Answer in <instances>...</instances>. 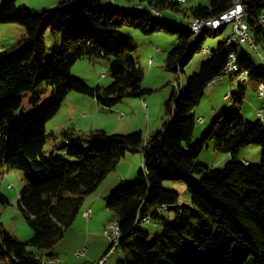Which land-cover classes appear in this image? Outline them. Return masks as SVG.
<instances>
[{
  "label": "trees",
  "instance_id": "trees-1",
  "mask_svg": "<svg viewBox=\"0 0 264 264\" xmlns=\"http://www.w3.org/2000/svg\"><path fill=\"white\" fill-rule=\"evenodd\" d=\"M14 1L0 2V24H16L24 31L18 41L0 51V168L23 176L17 205L31 236L18 240L0 225V263L40 264L44 256H54L51 250L73 224L84 197L115 171L126 153H140L142 169L135 182L119 185L105 198L110 221H116L120 231L118 245L124 258L117 264H264V130L261 120L251 122L239 112L244 83L237 81L231 106L215 115L201 140H192L193 109L206 85L221 74L228 54L235 52L246 79L264 85L260 64L255 67L241 49L226 46L224 36L209 49L198 72L187 77L184 87L173 86L164 101L161 128L146 139L140 132L80 133L69 127L61 130L59 138L74 145L63 154L44 155L45 124L68 93L110 108L125 96L150 92L141 88L144 72L132 57L136 46L131 38L119 35L121 28L144 35L157 31L174 35L176 44L162 68L175 75L202 50L209 31L193 35L188 23L162 18L163 10L185 14L175 0H137L131 8L102 0H61L39 13L16 8ZM233 1L210 0L208 6L197 4L187 13L191 20L216 18ZM261 7L258 2L245 4L244 22L262 45L264 56ZM222 29L213 32L220 34ZM46 32L60 36L50 48L44 45ZM82 58L108 61L110 82L90 87L73 77L71 66ZM230 77L236 79L237 74ZM82 138L89 142L88 148L80 147ZM210 141L218 153L231 156L221 168L195 161ZM248 145L261 148L257 166L236 159ZM166 180L185 185L187 203L176 204L178 195L162 188ZM7 204L0 191V207ZM165 211H173V216L164 217ZM146 224L159 225V233L150 236Z\"/></svg>",
  "mask_w": 264,
  "mask_h": 264
},
{
  "label": "rangeland",
  "instance_id": "rangeland-1",
  "mask_svg": "<svg viewBox=\"0 0 264 264\" xmlns=\"http://www.w3.org/2000/svg\"><path fill=\"white\" fill-rule=\"evenodd\" d=\"M1 1L2 0H0V2ZM46 1L47 0H15L14 4L16 8L26 9L31 13H39L41 11V4ZM60 1L61 0L58 2ZM175 1L178 2L185 14L163 10L161 11V17L168 21L178 18L186 24V20L189 18L187 13L188 9L197 4L208 6L210 0ZM260 11V17L263 19L261 24L264 28V7H261ZM229 28V25L225 26L220 34L213 31L205 33L202 42V50L205 48L211 50L215 47L216 43L229 33ZM23 34V29L16 24H0V46L7 47L14 44ZM119 35L131 38L136 46L132 53V57L138 62L144 72L141 88L149 90L150 92L144 93L140 97L125 96L110 108H104L99 104L97 105L92 98L76 92L68 93L66 99L62 102L60 111L52 120L48 121L46 141L42 149L44 155L50 153L63 154L67 146L74 145H66L71 142L60 140L59 133L62 129L51 131L52 125L58 121L62 122L64 129H68L73 125L74 129L81 133H88L92 130H103L108 134L119 135L140 132L142 138L146 139L150 134L161 128L164 121V101L167 99L173 86H176L178 82V84L184 87L187 77L196 74L201 62L208 58V55L204 54L201 50L199 53L193 55L188 64L182 69L181 73L175 75L162 68L165 56L176 44L174 35L167 34L163 31L144 35L140 31L128 27L121 28L119 30ZM59 40L60 36L50 35L49 32H46L44 45L46 48H50L53 44L58 43ZM258 45V52L262 54L263 47L260 44ZM239 49L251 58L255 67L259 66L260 57L254 53L249 45H240ZM108 65L109 62L106 60L99 59L90 61L82 58L74 62L70 72L73 77L82 80L90 87L96 85L106 86L110 82L107 74ZM176 78H178V81H175ZM254 84L256 86V81L247 79L244 84L245 89L242 103L237 106L240 114L251 122L260 121V118L255 115L257 108L262 109L264 112V98L257 95ZM235 92H237L236 82L233 79L231 80L228 75L214 78L212 82L206 85L198 104L193 109L195 118L192 131L193 141L201 140L210 121L215 115L221 110L231 106L230 94ZM224 96H226V98H224ZM76 97L84 98L86 101L81 103ZM22 106H25V99L22 102ZM69 106L82 110L79 115V112L76 114L74 121L70 118L67 109ZM199 119H201V122L198 121ZM260 123L264 130V121L261 120ZM79 145L82 148H88L90 144L85 138H82L79 141ZM260 154L261 148L259 146L248 145L242 147L238 151L236 159L239 161L242 160V162L247 161L251 166H257L259 164ZM230 160L231 156L229 154H220L215 150L212 141L199 152L195 159L197 163L203 164L208 168H221ZM141 162L140 153H126L119 160L115 171L109 173L92 193L86 195V197L97 198L98 202L95 206V212L104 220V225L110 222V213L105 208V198L110 196L119 185L133 184L137 172L142 169ZM22 185L23 176L21 172L0 168V191L8 200L7 205L0 207V225L18 240L25 241L31 236V230L17 205V197ZM162 188L173 191L178 195L176 201L177 205L187 203L188 193L182 182L166 180L162 182ZM163 216L171 218L173 216V211H165L163 212ZM104 225L101 227L98 236H94L92 241H88V244L85 242L79 248L75 247V245L78 240L81 242L85 239L84 234L72 233L74 236H68L71 235V232L66 230L67 232H65L64 238L60 240L51 251L56 253V257L61 261L68 257L75 264L89 257H97L100 259L104 256H102V254L107 250L110 244L107 237L103 234ZM144 228L149 232L150 236H155L160 231V226L157 224H146ZM68 237L71 239L70 242L69 240L66 241ZM84 248L87 249L86 256L84 258H78L75 253ZM26 250L31 252L37 251L32 247H27ZM123 258L124 253L114 252L108 255L104 264H117V262L122 261Z\"/></svg>",
  "mask_w": 264,
  "mask_h": 264
},
{
  "label": "crops",
  "instance_id": "crops-1",
  "mask_svg": "<svg viewBox=\"0 0 264 264\" xmlns=\"http://www.w3.org/2000/svg\"><path fill=\"white\" fill-rule=\"evenodd\" d=\"M58 1L59 0H47L46 2H44V3L41 4V7L40 8H41V10L46 9V8H53L56 5L55 3H58ZM114 3L117 6L122 7V8H131V7H134L135 5H138V1L137 0H134V1L133 0H114ZM171 20L176 21L178 23H184L183 21H181L178 18L176 20H174V19H171ZM190 20H191V18H188L186 20V24ZM0 47L4 48L6 46H0ZM232 79L237 83V80L234 77H232ZM246 81H247L246 78H242L240 80V82L241 83H244V84H245ZM257 85H258V82H256V86L254 84V88L256 90H257ZM76 98L81 103L86 101V99L81 98V97H76ZM224 98H226V96H224ZM61 105H62V103H61ZM60 108H61V106H60ZM60 108L56 112V114L60 111ZM67 109H68V112L70 114V118L73 121L75 120L76 114L79 112L78 113V115H79L82 112V110L76 109L73 106H69ZM257 110H262V109H258L257 108L256 111ZM256 111H255V115H256ZM56 114L54 116H56ZM54 116L50 120H52L54 118ZM48 121L45 124L46 132H47V124H48ZM72 127L74 128L73 125H72ZM61 129H64L63 128V124H62V122H59V121L56 122L55 124H53L52 127H51V131H58V130H61ZM78 132H80V131H78ZM240 161L242 162V160H240ZM245 162H247V161H245ZM97 202H98L97 198L86 197L85 196L84 199H83V201H82V205L80 207V210H79V213H78L76 219L74 220L73 224L67 229V231L69 230L71 232L70 233L71 235H68V236H74V234H79V233H83L84 234L85 239L82 240L81 242L79 240L77 241V244L75 245V247H77V248H79L85 242L88 244V241H92V239H93L94 236H98V234L100 233L101 227L104 225V220L97 215V212H95V206H96V203ZM87 211H89V216L86 215ZM72 233H74V234L72 235ZM67 240H69V242L71 241V239L69 237H68V239H66V241ZM104 253L102 254V256L104 255ZM54 254L56 255V253H54ZM86 254H87V249L85 250V254L82 257H78V258H84L86 256ZM102 256H100V257H102ZM98 259L99 258H97V257H89V258H86L83 261L77 262L76 264H80L81 262L83 264H93V262L96 261V260H98ZM58 264H75V263L73 261H71V259H69L67 257L66 259H62V261L58 258Z\"/></svg>",
  "mask_w": 264,
  "mask_h": 264
},
{
  "label": "built area",
  "instance_id": "built-area-1",
  "mask_svg": "<svg viewBox=\"0 0 264 264\" xmlns=\"http://www.w3.org/2000/svg\"><path fill=\"white\" fill-rule=\"evenodd\" d=\"M102 1L111 2V3L113 2V0H102ZM137 8H138V6H137ZM239 10H240V7L238 6L237 11L234 14H232V16H227V18L223 19L222 21L211 22L209 24L225 23L226 26L229 25L230 30H229V33L227 34V38L228 37H239V38L243 39V44L249 45L250 48L253 49L254 53L259 55L260 62H261V64L264 65V56L258 52L259 45L253 40L249 31L246 29V27L244 25V20H239ZM259 21H260V23L263 22L262 17H259ZM205 25L206 24H194L193 28L196 30V28H198L200 26H205ZM224 43H225V40H224ZM2 49L3 48L0 47V51ZM202 52L206 55H209V49L208 48H205ZM226 68H239L235 59H231V54H228V59H227L226 65L224 66L221 74L215 78L222 77ZM239 74H244V78L246 76V72L241 71L240 68H239ZM236 80H237V78H236ZM176 86H177V84H176ZM257 95H263L264 96L263 87H257ZM82 115H84V114H82ZM256 115H257V117H261L264 119L263 110H257ZM86 215L89 216V211H87ZM144 221H147V219H144ZM103 234L109 240L110 248H109L108 252L102 258H100L97 262H93V264H104L105 261L107 260L109 254L114 253V252L115 253L120 252L119 245H118L119 239H120L119 228L116 227L115 230L110 231V232H103ZM85 250L86 249L84 248L81 251H77L75 253V255L77 257H82L85 254ZM54 256H56V255H54ZM49 257L50 256H44L43 258H49ZM40 264H43V260H40Z\"/></svg>",
  "mask_w": 264,
  "mask_h": 264
},
{
  "label": "bare ground",
  "instance_id": "bare-ground-1",
  "mask_svg": "<svg viewBox=\"0 0 264 264\" xmlns=\"http://www.w3.org/2000/svg\"><path fill=\"white\" fill-rule=\"evenodd\" d=\"M113 2H114V0H113ZM250 2H258L259 4L264 5V0H234L232 2V6L227 11L220 14L218 17L210 18V19H197V18L192 19L188 22V24L186 25V28H188L193 33V35L194 34L197 35L200 32L202 33V31H204V30L210 32V31H216V30L222 29L226 26L225 23H214V24H209V23L216 22V21H222L223 19L227 18V16H232V14H234L237 11L238 6L240 7L239 20H244V16H245L244 6H245V4L250 3ZM138 8H139V6H138ZM194 24H206V25L200 26V27L196 28V30H195L193 28ZM244 25H245L246 29L248 30L247 24L245 22H244ZM224 40H225L226 46L235 47V50H236V48H239L240 45H243V39H241L239 37H228L227 38V35H226ZM229 54H231V59H235V52H231ZM260 66L264 69V65L261 64V62H260ZM235 74H237V77H236L237 81H240L242 78H244V74H239V68H226L223 75L234 76ZM176 84L178 85V82ZM257 87H263V93H264L263 83H258ZM258 96L264 98L263 95H258ZM259 118H260V120H264L261 117H259ZM198 121L201 122V119H199ZM116 227H118L117 222L116 221H110L109 223L104 225L103 232L113 231L116 229ZM41 260H43V264H58V258L56 256H50L49 258H42Z\"/></svg>",
  "mask_w": 264,
  "mask_h": 264
}]
</instances>
